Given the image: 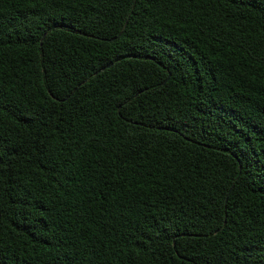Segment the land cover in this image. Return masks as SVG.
Instances as JSON below:
<instances>
[{
    "label": "trees",
    "instance_id": "1",
    "mask_svg": "<svg viewBox=\"0 0 264 264\" xmlns=\"http://www.w3.org/2000/svg\"><path fill=\"white\" fill-rule=\"evenodd\" d=\"M0 264H264V0H0Z\"/></svg>",
    "mask_w": 264,
    "mask_h": 264
}]
</instances>
